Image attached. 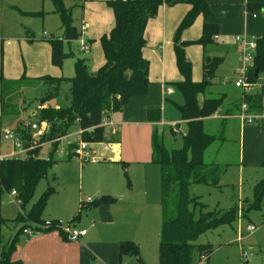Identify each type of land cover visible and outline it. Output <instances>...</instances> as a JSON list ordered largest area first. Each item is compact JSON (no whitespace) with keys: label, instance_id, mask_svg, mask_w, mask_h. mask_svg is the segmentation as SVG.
Masks as SVG:
<instances>
[{"label":"rangeland","instance_id":"374dc122","mask_svg":"<svg viewBox=\"0 0 264 264\" xmlns=\"http://www.w3.org/2000/svg\"><path fill=\"white\" fill-rule=\"evenodd\" d=\"M66 7H70L72 24L77 31L81 24L86 28L83 33L87 49L81 52L72 39L67 47L62 41L64 52H73L78 57H89L88 66L94 72L104 62V56L100 44V37L108 34L113 26V14L105 0H63ZM171 6L161 5L162 8ZM53 6L49 0H0V73L5 79H18L24 73L27 77H37L45 74L52 76L71 77L73 75V58L63 59L60 65L53 64L50 60L49 40L59 38L62 35L59 17L52 12ZM40 14H31V13ZM261 9L255 8L249 14H260ZM202 16H196L193 23L181 32V39L190 41L184 49V56L191 63V78L194 81L202 79V54L210 57H222L219 69L212 79L213 86L209 87L211 96L224 95L222 104L218 109L219 118L204 119L205 131L215 132L221 140H215L204 154L205 160H216L226 164L225 170L219 176L216 186L192 185L190 193L199 197L208 209L224 212L232 205L238 206L240 214L238 219L230 224L217 227L208 231L197 239L199 243H210L213 251L210 254L208 264H262L264 263V193L261 203L257 208L243 214V209L252 199V186L255 181L264 176L263 169L256 162H245L239 159L238 135L241 137L240 154L245 159L254 161L257 154L255 138L263 145L264 153V119L258 123L240 122L234 117L237 93L233 85H224L225 81L234 80V72L243 64L240 56V45L235 40L236 35L245 32L243 27L240 31L217 25L216 36L204 46L196 42L202 33ZM160 14L148 20L145 26V45L142 54L148 61L149 86L146 94L154 90L169 87L171 93L165 94L167 98L162 100L161 109L163 123L157 128L163 129L166 142L169 146H179V137L172 140L166 132V124L177 123L182 133L186 125L181 120L178 105L183 102V96L174 82L181 79L175 64L173 52V36L178 22L166 24L165 30L156 23ZM243 24V23H241ZM223 27V32L220 28ZM43 32L46 34L43 35ZM248 39L254 35L245 33ZM250 63V60L247 62ZM221 81V82H220ZM51 88L49 85L42 86L37 90H23L26 100V110L22 120L37 111L39 98ZM68 82L63 80L59 83L57 95L50 103L54 107L67 104ZM255 89V88H254ZM228 93L225 97V92ZM145 94V95H146ZM230 96V98H229ZM49 101V102H50ZM262 106L264 107V97ZM225 107V110H224ZM33 112V113H32ZM216 112L211 115L214 116ZM27 119V118H26ZM224 129L219 131L220 122ZM241 125V126H240ZM77 124L70 126L67 133L74 132ZM240 126V132H238ZM77 128V129H76ZM1 131V130H0ZM245 134H244V133ZM105 133V132H104ZM243 141V152L242 149ZM122 158L113 161L101 159L102 150L98 149L97 161H81L77 156L66 158L59 149H63L60 143L54 152L55 163L51 165L47 176L41 179L34 189L31 199L24 204L23 212L30 210L32 203L36 201L47 185H54L57 192L50 196L44 206L46 215L55 217L60 221L63 229H69L71 224L68 220L74 213L84 214L90 205L85 204L87 198H93L97 194H106L113 198L110 202L111 210L117 217V233L113 241H131L138 245L137 257L123 255L119 260L116 252V264H157V245L161 227V208L159 205V172L157 165L148 161L132 160L134 152L145 151L146 139L143 133L129 131L121 137ZM147 147V146H145ZM42 156H47L50 150L49 144L41 145ZM10 144L4 140L0 132V155L9 153ZM65 151V148H64ZM110 153L109 155H111ZM148 156V154H147ZM64 157V158H63ZM239 157V158H238ZM262 161V159L260 160ZM259 163V162H258ZM100 192L95 193V191ZM84 201L81 203L80 201ZM20 209L19 201L10 193L2 194L0 198V244H4L17 231L19 223L13 222ZM35 224L34 221H26ZM254 225L252 231L247 226ZM21 237V235L19 234ZM97 239L107 240V234L97 235ZM91 252V250H89ZM242 252L246 253L244 260ZM197 262L195 256L193 264ZM108 264L98 262L90 254L86 257V264Z\"/></svg>","mask_w":264,"mask_h":264},{"label":"trees","instance_id":"16d2710c","mask_svg":"<svg viewBox=\"0 0 264 264\" xmlns=\"http://www.w3.org/2000/svg\"><path fill=\"white\" fill-rule=\"evenodd\" d=\"M49 1L53 6L52 12L59 17V27L62 30L61 37L49 40L50 60L53 64L60 65L63 59L71 57L74 71L71 77L48 74L27 77L23 73L18 79H5L0 73V121L7 122L22 135L24 141L27 140L33 145L23 158L0 160V197L14 190V198L20 205L13 219V222L19 223L17 231L4 244H0V264H20L19 260L11 257V254L15 250L19 234L25 227L45 231L55 229L66 236L58 219L41 218L48 198L56 191L52 185H47L32 203L29 211H22L24 204L31 199L36 185L41 179L46 178L49 168L56 161L54 152L57 142L49 143L51 148L47 156H42L39 143L66 134L74 124L81 130L83 140L104 141V128L100 126L102 116L121 111L131 97L147 92L148 61L142 54L146 23L156 16L161 5L176 4L189 5L176 28L172 43L176 68L181 77L174 84L183 96V102L178 105V109L186 128L179 134L170 127L168 129L170 139L176 140L179 137L180 145L177 147L169 146L164 132L156 126L153 127L150 138V161L159 169L161 227L157 245V264H193L195 256L197 262L194 264L200 262L208 264L214 248L210 243L197 242V239L217 227L234 223L240 214L237 204L224 212L210 210L189 190L192 185L216 186L226 166L214 160L207 162L204 158L205 150L215 140L223 138L203 128V119L217 112L224 99L223 94L211 96L209 91L222 57H210L203 53L202 79L194 81L191 78V63L184 56V48L190 41L181 39V32L190 26L198 15H201L204 21L201 36L196 42L204 46L216 36V23L207 20L212 15L208 0H105L112 10L114 22L109 33L101 35L99 39L104 62L94 72L90 71L86 57H78L73 52L62 50V41L64 40L68 47L72 39L78 37V31L72 24L70 7H66L63 0ZM254 38L253 60L246 73L250 82H256L264 73V35ZM63 80L68 82L65 96L67 104L54 107L49 101L56 97L59 83ZM45 85L51 88L39 98L37 111L28 114L27 119L22 120L27 108L23 90H37ZM263 95L261 90H254L245 93L243 100L249 110L259 111L263 107ZM200 96H203L201 100ZM160 117L159 108L146 110V118L149 121H159ZM33 119L47 122V131L40 140L31 139L29 136L25 121ZM259 167L264 172V159ZM263 193L264 176L254 182L253 197L243 209V214L260 205ZM112 201L111 196L99 195L85 204L94 207ZM27 220L34 221L35 224L27 223ZM45 221H49L50 224L44 226ZM137 247L138 245L131 241H120L119 260L125 254L137 257ZM263 252L264 249L261 253Z\"/></svg>","mask_w":264,"mask_h":264},{"label":"crops","instance_id":"0c3cea01","mask_svg":"<svg viewBox=\"0 0 264 264\" xmlns=\"http://www.w3.org/2000/svg\"><path fill=\"white\" fill-rule=\"evenodd\" d=\"M208 4L212 12V15L207 19L208 22L216 23V25L222 24L224 25V27H228L236 31H240L243 27L242 32L254 35V37L264 35V0H208ZM188 8H189L188 4H176L171 6L170 8H166L162 6V8L160 7L158 9V13L160 14V19L156 23L162 28V30H165L166 24H172V23L176 24V22H178L179 24L181 18L186 13ZM255 8L261 9L260 14L259 15L254 13L249 14V12H252L253 9ZM201 19L204 21L203 17ZM220 29L223 32V27ZM144 38H145V34H144ZM88 40L91 39L88 38ZM215 78L217 79L218 77L215 76ZM223 84L226 86L233 85V80L225 81L223 82ZM233 87L236 90L237 87H235L234 85ZM167 88L169 87H166L164 89L162 86H160L158 92L157 90H154L152 92H148V94L146 95L144 94V95L131 97L128 100V102L124 105L121 111L108 115L115 124L112 130L110 129L104 130L105 132L104 141L90 144V147L92 151L95 153V155H98L99 153L98 149H101L102 152L99 154H101V159L103 161L118 160L119 158H122L121 137L123 138V135H125V133L129 131H134L136 133L142 132L144 139H146L145 146H147V147L144 146L143 148L144 149L146 148L148 152L147 153L148 156L147 154H145V151L143 152L133 151L134 156L132 157V160H136V159L140 160L141 156H144L141 159L142 161L149 160V162L152 163L150 161L151 160L150 138H151L152 130L153 127L157 125L161 126V124L165 125V123L162 122L163 119L160 108L159 109H160L161 117L159 121H149L146 118V110L150 108H157L158 106L161 105L162 100H165V98H167L165 94L171 93V91L169 93L166 92ZM254 90L257 91L260 89L255 88L252 91ZM217 92L220 93L219 91ZM227 95L228 93L225 92V97H227ZM240 96H241V90L237 88V93L235 95L236 98L233 100V102H235V106H234L235 112L237 110L238 103L240 101ZM202 98L203 96L202 97L200 96L199 99L201 100ZM51 101L49 102V104L52 103ZM262 102H263V98H262ZM220 115L221 114L216 112L214 116L206 117L205 120L210 118L217 119L221 117ZM238 120L242 122L240 119ZM27 122L28 121H25V123ZM255 123L259 124V122H255ZM175 124L176 127L179 129L180 126L177 123ZM225 124L222 121L220 122L221 131L222 129H224ZM166 126H168L167 128L169 129V124H166ZM240 126L238 132H240ZM6 127L12 128L7 124V122L0 121L1 135H2V129ZM76 127L78 128V126ZM158 129L163 131V129L161 128ZM168 129H166V132L169 134ZM180 132L182 131L180 130ZM211 133H215V132H211ZM45 144H49V143H45ZM103 145L106 146V150L103 149ZM255 148L258 152L253 158L254 161H249L245 159L243 153L240 154L241 137L240 134L238 135V152L240 157L238 158L243 160V161L239 160L240 165L241 164L245 165L247 162H256L255 164H257V166L260 165V163L264 159V153H263L262 142L257 138H255ZM242 149H243V141H242ZM244 151L245 150L243 149V152ZM48 153L49 150L46 152V154ZM110 153L112 154L109 155ZM7 154L0 156L4 157ZM70 157L72 156H67L66 158H70ZM261 159L262 161H260ZM52 186L55 188L56 190L55 193H56L57 192L56 187L54 185ZM98 192H100V190L95 191V193ZM55 193H53L51 196H53ZM99 195H106V194H97L95 196H99ZM41 218L44 220L57 219L55 217H51L49 215L44 214V212H42ZM116 219L117 217L114 215L113 211L111 210L110 203H102L94 207H88L87 210L84 212V214L74 213L73 215H71V218L68 220L71 226L76 228L86 229L85 235L79 237L76 240H69L66 238V236L62 235L58 230L55 229L50 231L34 230V233L31 234L30 236L23 235V233L21 232L20 233L21 237L18 236L15 245L16 247L13 253L11 254V257L13 259L19 260L20 264H86V257L88 254H90L91 257L94 259L96 258L98 262H107L108 264H116L114 255H116V252H118V243L120 242V241L112 240V238L117 233ZM104 233H106L107 238L110 239L104 241L102 239H97V235H101ZM89 250H91V252Z\"/></svg>","mask_w":264,"mask_h":264},{"label":"built area","instance_id":"2783aa9c","mask_svg":"<svg viewBox=\"0 0 264 264\" xmlns=\"http://www.w3.org/2000/svg\"><path fill=\"white\" fill-rule=\"evenodd\" d=\"M86 28L85 24H81L78 37L75 40L76 47L81 52L86 51L87 44L85 43L83 33ZM45 35L46 33L43 32ZM235 40L240 45V56L243 60V64L240 68H238L234 73V80L233 85L241 90L240 101L238 103V107L236 112L233 114L234 117L240 119L241 121L250 123V122H258L261 118H264V107L261 108L259 111H252L248 109L247 103L243 100V95L245 93L252 92L254 88H259L261 91L264 92V73H262L256 82H250L247 79V69L251 65L253 60V54L255 51V38L248 39L245 34L236 35ZM250 60V63H247ZM170 88L166 89V92H170ZM114 122L108 115H104L101 118L100 126L104 128V130L110 129L112 130L114 126ZM27 130L31 139L40 140L41 137L44 136L45 132L47 131L48 125L46 121L33 119L26 123ZM169 127L172 130L179 134L180 130L176 127V124H169ZM81 130L78 128L74 132L66 133L62 136L54 138L50 141H45L39 143L43 145L45 143L57 142V147L60 143L63 144V149H59L60 154L68 156V154L77 156L81 161H96L98 158L96 157L95 153L92 151L90 144L96 142H87L82 139L81 137ZM2 137L4 140L8 141L10 144V152L4 156H0V160L3 158H23L27 155V152L32 149L33 145L28 142L27 140L24 141L22 135L17 132L13 128H3L2 129ZM101 142V141H99ZM98 143V142H97ZM65 148V151H64ZM103 149L106 150V146L103 145ZM11 195H15V191L11 190ZM91 198H87L85 202H89ZM49 221L44 222V226L49 225ZM60 224V221H59ZM61 227V225H60ZM256 228L254 225H249L246 227L247 230L252 231ZM61 229L64 231L66 238L69 240H76L79 237L85 235L86 229L84 228H76L70 226L69 229ZM23 235L30 236L34 233V229L31 227H25L22 229ZM246 253L242 252V256L244 260H247L245 256ZM199 264H202L200 262Z\"/></svg>","mask_w":264,"mask_h":264}]
</instances>
